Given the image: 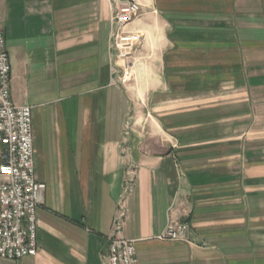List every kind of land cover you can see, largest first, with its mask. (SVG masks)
I'll return each instance as SVG.
<instances>
[{
  "label": "crops",
  "instance_id": "crops-1",
  "mask_svg": "<svg viewBox=\"0 0 264 264\" xmlns=\"http://www.w3.org/2000/svg\"><path fill=\"white\" fill-rule=\"evenodd\" d=\"M138 2L146 37L122 87L109 0H0L47 187L38 254L0 264H105L114 236L139 264H264V0ZM170 220L188 243L159 239Z\"/></svg>",
  "mask_w": 264,
  "mask_h": 264
},
{
  "label": "built area",
  "instance_id": "built-area-1",
  "mask_svg": "<svg viewBox=\"0 0 264 264\" xmlns=\"http://www.w3.org/2000/svg\"><path fill=\"white\" fill-rule=\"evenodd\" d=\"M112 9L110 51L114 84L127 87L136 74L137 54L144 35L130 26L141 14L138 0H109ZM11 63L7 42L0 27V258L17 261L38 254L37 210L46 185L36 178L33 109L17 106L11 98ZM136 168L127 173L131 189ZM119 233L121 218L115 220ZM188 225L170 220L159 236L162 241L188 243ZM105 264H139L135 242L110 237Z\"/></svg>",
  "mask_w": 264,
  "mask_h": 264
},
{
  "label": "rangeland",
  "instance_id": "rangeland-1",
  "mask_svg": "<svg viewBox=\"0 0 264 264\" xmlns=\"http://www.w3.org/2000/svg\"><path fill=\"white\" fill-rule=\"evenodd\" d=\"M143 34H144V33H143ZM144 35H145V37H146V34H144ZM135 75H136V74H135ZM133 80H134V79H133ZM134 81H135V80H134ZM134 81H132L131 83H134ZM144 91H145V90H141V92H140V94H141L140 96H141V97H142V96L144 97V95H143Z\"/></svg>",
  "mask_w": 264,
  "mask_h": 264
}]
</instances>
